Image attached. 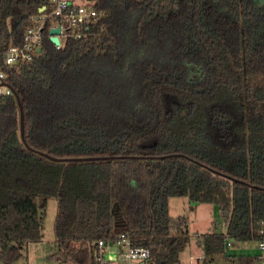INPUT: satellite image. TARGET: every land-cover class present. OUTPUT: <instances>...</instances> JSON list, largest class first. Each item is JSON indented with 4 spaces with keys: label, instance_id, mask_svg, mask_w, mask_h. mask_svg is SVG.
<instances>
[{
    "label": "trees",
    "instance_id": "trees-1",
    "mask_svg": "<svg viewBox=\"0 0 264 264\" xmlns=\"http://www.w3.org/2000/svg\"><path fill=\"white\" fill-rule=\"evenodd\" d=\"M46 0H0V50ZM104 14L9 77L0 97V264L41 238L55 197L50 262L91 264L92 240L124 230L151 264L189 240L166 199L217 205L226 237L256 239L264 218V0H94ZM24 139L20 136V107ZM101 156L97 159H76ZM42 196L43 199L39 200ZM202 263L206 264L204 256ZM241 264L256 255L239 256Z\"/></svg>",
    "mask_w": 264,
    "mask_h": 264
},
{
    "label": "built area",
    "instance_id": "built-area-1",
    "mask_svg": "<svg viewBox=\"0 0 264 264\" xmlns=\"http://www.w3.org/2000/svg\"><path fill=\"white\" fill-rule=\"evenodd\" d=\"M42 10L29 16L22 38L18 43H10L0 50V97L13 93L9 77L21 63L32 59L41 45L44 27L50 39V27L59 26L56 33L59 41L54 43L60 48L69 36L80 37L89 28L90 23L104 14L94 5V0H46ZM259 236L255 239L257 261L264 264V218L258 221ZM225 243L228 244V241ZM93 259L91 264H151L150 251L146 245L133 244L131 237L124 230L114 236L98 237L91 242ZM202 257V254L199 255ZM50 262L36 261V263Z\"/></svg>",
    "mask_w": 264,
    "mask_h": 264
},
{
    "label": "rangeland",
    "instance_id": "rangeland-1",
    "mask_svg": "<svg viewBox=\"0 0 264 264\" xmlns=\"http://www.w3.org/2000/svg\"><path fill=\"white\" fill-rule=\"evenodd\" d=\"M43 197L40 196L39 200ZM43 202V201H42ZM41 202L40 213L42 217L41 238L27 244L25 256L13 264H32L36 261L50 262L46 253L54 246L53 221L57 210L55 197L48 196ZM168 214L173 225L177 223L189 234V240L178 253V260L172 264H203L200 254L204 256L206 264H241L239 256L257 253L256 241L233 240L226 237L224 249L218 253L205 254L200 246L199 237L203 231L225 230V222L220 211L214 203L190 200L186 195H172L166 199ZM215 206V207H213ZM50 264H57L50 262ZM62 264H68L66 262ZM251 264H259L257 261Z\"/></svg>",
    "mask_w": 264,
    "mask_h": 264
},
{
    "label": "water",
    "instance_id": "water-1",
    "mask_svg": "<svg viewBox=\"0 0 264 264\" xmlns=\"http://www.w3.org/2000/svg\"><path fill=\"white\" fill-rule=\"evenodd\" d=\"M43 7H44L43 4L40 5V6L38 7V10H39V11L42 10ZM49 32L52 33V34L50 35V39H51L54 43H57V42L59 41V39H58V36H57L56 33L59 32V26L50 27V28H49ZM36 49H37V52H39V51L41 50V46L38 45ZM14 94H15V96L17 97V100H18V103H19V107H20V127H19V128H20V136H21L22 140H25V139H24V131H23V110H22V106H21V103H20V100H19L17 94H16V93H14ZM100 157H101V156H85V157H78V158H76V159H97V158H100ZM36 264H43V263L39 262V263H36Z\"/></svg>",
    "mask_w": 264,
    "mask_h": 264
},
{
    "label": "crops",
    "instance_id": "crops-1",
    "mask_svg": "<svg viewBox=\"0 0 264 264\" xmlns=\"http://www.w3.org/2000/svg\"><path fill=\"white\" fill-rule=\"evenodd\" d=\"M213 207H215V206H213ZM250 255V254H249ZM253 255H256V253L255 254H253ZM202 259V258H201ZM203 260V259H202ZM254 261H257V260H254ZM253 262V261H252ZM258 262V261H257ZM259 263V262H258ZM248 264H251V262L250 263H248Z\"/></svg>",
    "mask_w": 264,
    "mask_h": 264
}]
</instances>
